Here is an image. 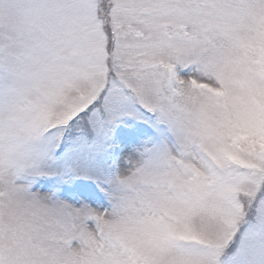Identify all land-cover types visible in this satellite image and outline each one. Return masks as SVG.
Instances as JSON below:
<instances>
[{
    "label": "snow or ice",
    "instance_id": "obj_1",
    "mask_svg": "<svg viewBox=\"0 0 264 264\" xmlns=\"http://www.w3.org/2000/svg\"><path fill=\"white\" fill-rule=\"evenodd\" d=\"M0 264H264V0H0Z\"/></svg>",
    "mask_w": 264,
    "mask_h": 264
}]
</instances>
